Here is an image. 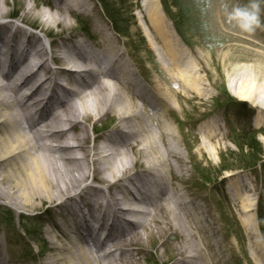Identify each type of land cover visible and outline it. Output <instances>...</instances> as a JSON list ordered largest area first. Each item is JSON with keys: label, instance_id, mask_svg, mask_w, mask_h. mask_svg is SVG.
<instances>
[{"label": "bare ground", "instance_id": "1", "mask_svg": "<svg viewBox=\"0 0 264 264\" xmlns=\"http://www.w3.org/2000/svg\"><path fill=\"white\" fill-rule=\"evenodd\" d=\"M84 2L57 0L55 6L60 13L53 20L54 26L64 25L69 29L64 12L80 9ZM142 6L139 16L148 18L149 25L145 24L150 31L147 29L146 38L161 68L183 89L195 90V80L187 70V58L168 29L160 5L156 0H144ZM5 17L7 13L0 4V19ZM47 32L48 38L49 34L54 36L51 29ZM19 35L25 37L24 42ZM57 35L50 41V52L44 48L37 50L35 43L39 39L25 35L19 27L12 31L9 23L0 22V200L7 201L17 214L35 212L48 205L50 209H63L60 213L71 220L63 233L58 225L62 236L52 246L60 253L43 264H138L129 248L144 244L141 241L144 232H155L162 237L172 225L179 223L174 217L178 208L170 205L172 197L164 192L167 170L173 173L172 166L161 159L157 144L160 140L167 146L168 157L180 158L166 142L173 133L161 129L157 138L145 119L152 109L155 117L151 119L160 126V118L164 116L158 111L165 109L180 92L170 86L171 79L158 76L157 82L146 71L143 76L149 86L141 87L119 41L111 36L99 34L94 46L100 51L96 52L84 42L63 41V31ZM57 40L62 43L58 44ZM32 51L39 64L35 70L29 61ZM52 63L63 66L55 68ZM257 64L251 66L254 75L251 81L238 87L234 80L229 84L232 95L240 101L251 102L253 93L258 92L256 80L263 76L264 63ZM82 67H88L87 72L76 69ZM238 69L246 71V67ZM83 73H87L90 82L77 84L75 75ZM73 85L77 87L71 91L68 86ZM56 90L65 96L63 100L60 96L56 99ZM77 100L81 101L83 114L76 107ZM109 113L124 127L116 131L117 139L121 140L118 147L114 152L105 143L86 147L85 121ZM214 137L212 132L207 134L208 141ZM129 151L132 157L128 156ZM211 151L214 152L213 148ZM138 156L145 159L142 174H128L135 163L131 158ZM178 175L183 178L180 171ZM90 182H97L100 187H93ZM75 188L78 193L72 194ZM132 188L139 197L133 195ZM142 189L147 198L142 195ZM236 190L235 197L243 211L242 225L250 234L257 235L259 229L250 214L253 205L245 202L243 194ZM172 205L181 203L176 200ZM140 206H144L142 211L138 209ZM124 216L137 222L138 219L150 222L139 228L133 221L125 229ZM180 228L181 225L177 227ZM200 231L204 234L202 228ZM101 232H105L103 240ZM190 234L184 235V244L178 249L181 264H198L199 259H205L204 253L194 248L191 239L194 234ZM108 245L112 250L100 254ZM212 259L210 264H218L215 253Z\"/></svg>", "mask_w": 264, "mask_h": 264}, {"label": "rangeland", "instance_id": "2", "mask_svg": "<svg viewBox=\"0 0 264 264\" xmlns=\"http://www.w3.org/2000/svg\"><path fill=\"white\" fill-rule=\"evenodd\" d=\"M156 1L175 42L187 58V70L195 80V90L183 89L161 68L146 38L147 29L150 31L146 26L149 25L148 18L139 16L144 0H85L80 9L64 12L63 16L70 24L67 30L64 25L54 26L53 20L60 13L55 6L57 0H0L1 8L7 13L0 22L9 23L12 31L19 27L25 35L39 39L35 43L38 50L44 48L48 52L50 41L62 31L63 41L74 43L81 38L88 41L86 45L91 51L96 52L100 51L94 46L99 34L111 36L119 41L120 49L137 77L144 78L146 71L154 81L158 76L171 79L170 86L180 92L165 109L158 111L164 116L160 118V126L151 119L155 117L152 109L148 110L149 116L145 119L157 138L161 129L172 130L173 135L167 137L166 142L180 158L168 157L167 146L160 140L157 144L161 159L172 166L173 173L167 170L164 192L167 197H172L170 205L178 208L174 217L180 224L174 222L171 230H166L162 237L146 230L144 240H141L144 244L129 248L135 253L138 264H181L178 249L184 244V235L190 232L194 234L191 238L194 248L205 255V261L199 259L198 264H210L214 253L218 264H264V225L262 232L259 229L257 235L250 234L242 225L241 202L235 197L236 188L243 194L245 202L253 205L250 214L254 223L259 218V223L263 224L264 94L261 92L264 91V73L256 80L258 92L253 93L251 102H238L229 88L232 80L237 87L251 81L254 76L251 66L258 65L259 61L264 63V3H261V26L246 33L226 20L222 9L224 0ZM247 2L230 0L236 4ZM16 13V21H10ZM23 20L29 24L21 22ZM36 23L37 27L32 25ZM49 29L54 36L49 34L48 38ZM81 29L85 32H80ZM19 39L24 42L21 35ZM52 66L56 68L53 63ZM243 67L246 71L238 69ZM85 126L86 147L89 148L97 147L101 141L107 143L116 136L118 129H124L118 118L110 113L85 121ZM206 132H212L216 137L208 141ZM252 137L261 151L251 150L249 139ZM258 152H262L261 155ZM127 154L132 157L131 151ZM248 157L250 160L247 161ZM131 159L135 163L128 174L141 175L145 159L140 156ZM163 168L166 169V165ZM178 171L183 178L179 177ZM90 184L100 187V184ZM77 190L75 188L71 193L77 194ZM176 200L181 205L173 206ZM12 209L7 201L0 200V264H43L52 255L60 253L54 250L52 243L59 242L61 230L63 233V229L71 224V220L60 213L63 209H50L46 205L35 212L19 214ZM127 218L137 222L133 217ZM138 220L134 225L139 228L150 222ZM39 230L47 243L44 250L37 245L38 239L35 241ZM104 235L102 233L101 237ZM111 250V246H105L100 254Z\"/></svg>", "mask_w": 264, "mask_h": 264}, {"label": "clouds", "instance_id": "3", "mask_svg": "<svg viewBox=\"0 0 264 264\" xmlns=\"http://www.w3.org/2000/svg\"><path fill=\"white\" fill-rule=\"evenodd\" d=\"M261 3H264V0H248L246 4L230 3V0H224L222 9L230 24L242 32L251 33L261 26ZM76 107L83 114L81 101H76Z\"/></svg>", "mask_w": 264, "mask_h": 264}, {"label": "trees", "instance_id": "4", "mask_svg": "<svg viewBox=\"0 0 264 264\" xmlns=\"http://www.w3.org/2000/svg\"><path fill=\"white\" fill-rule=\"evenodd\" d=\"M250 140V148H251V150H253L254 152L256 151V150H260V145L258 144L257 145V143H255V138L254 137H252L251 139H249ZM256 149V150H255ZM261 151V150H260ZM260 153H262V152H258V154H260ZM261 155V154H260ZM247 157V156H246ZM257 157V156H256ZM248 160H250V157H248L247 158V161ZM258 160H259V158H258ZM224 170H227V169H224ZM223 170V171H224ZM9 215H11L10 213H9ZM12 216V215H11ZM37 218V217H36ZM12 219H13V216H12ZM32 220V219H31ZM37 238H35V241H37V239H38V245L41 247V245H43V246H45L46 245V243H45V241L42 239L43 238V236L41 235V233H40V230L37 232ZM41 237V238H40Z\"/></svg>", "mask_w": 264, "mask_h": 264}]
</instances>
